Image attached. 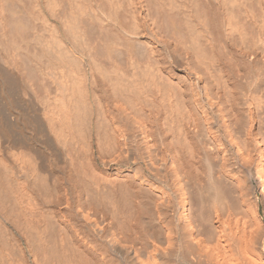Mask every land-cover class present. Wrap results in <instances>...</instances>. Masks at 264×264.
Returning <instances> with one entry per match:
<instances>
[{"label":"bare ground","instance_id":"1","mask_svg":"<svg viewBox=\"0 0 264 264\" xmlns=\"http://www.w3.org/2000/svg\"><path fill=\"white\" fill-rule=\"evenodd\" d=\"M0 264H264V0H0Z\"/></svg>","mask_w":264,"mask_h":264}]
</instances>
